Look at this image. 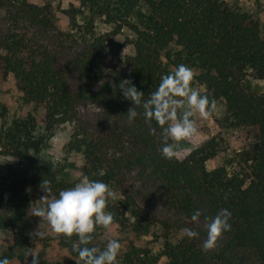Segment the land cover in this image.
<instances>
[{"label":"trees","instance_id":"obj_1","mask_svg":"<svg viewBox=\"0 0 264 264\" xmlns=\"http://www.w3.org/2000/svg\"><path fill=\"white\" fill-rule=\"evenodd\" d=\"M0 9L6 11L14 26L0 37V70L3 75L12 74L25 102L43 109L41 133L31 114L0 128V154L16 160L15 170L4 187L0 186V224L15 234L12 244L0 250V259L25 264L22 252L30 247L32 237L20 233L27 228L28 207L36 199L29 190L41 189L43 180L51 181L56 195L71 187L61 178L58 165L41 150L55 128L72 122L76 127L67 150L82 153L83 177L102 181L120 194L116 201H108L106 209L120 228H130L140 236L161 225L166 238L173 227L137 201L126 179L128 172L136 170L142 181L160 182L169 206L183 216L177 228L188 227L199 233L196 239L184 233L176 242L166 238L161 249L167 258L164 264H233L241 252L254 264H264V94L245 85L247 75L264 79V29L257 19L230 7L225 0H78L64 11L75 29L83 27V45L71 60L83 82L73 90L51 51L34 46L16 30L20 23L49 28L54 16L51 5L0 0ZM84 15L88 18L79 25L77 18ZM94 17L108 27L99 35L93 34ZM123 29L134 37L120 41L117 35ZM127 43L134 52L121 59L120 50ZM166 64L174 70L180 64L194 70V80L204 87L201 93L215 98L221 109L219 116H212L220 130L237 128L250 135V140L222 165L212 169L206 166L220 152L224 141L220 132L183 158L168 160L161 152V130L153 121L156 134H150L142 108H137L140 115L129 123L127 111L132 102L123 97L120 82L131 80L147 99L161 77L168 74ZM85 99L100 109L93 130L76 123L78 104ZM220 209L232 213L231 230L224 232L222 242L204 251L201 225L210 223ZM196 210L201 216L192 222ZM77 239L59 236L60 245L71 257L65 264L78 261L71 248ZM88 246L103 250L96 233ZM39 255L40 264H48ZM117 259L119 264H157L159 257L150 248L129 242Z\"/></svg>","mask_w":264,"mask_h":264},{"label":"rangeland","instance_id":"obj_2","mask_svg":"<svg viewBox=\"0 0 264 264\" xmlns=\"http://www.w3.org/2000/svg\"><path fill=\"white\" fill-rule=\"evenodd\" d=\"M227 4L241 11H246L257 19L264 29V0H225ZM28 2L42 5L49 3L53 11L52 25L41 30L27 23H20L16 30L24 33L26 38L34 45L47 47L55 58V64L65 74L68 84L73 90H78L83 82V76L71 63L74 54L81 49L83 45V31L80 32L75 29L68 16L64 13L66 9H69L71 5H77L78 0H28ZM87 16H81L77 18L79 25L83 24L87 20ZM95 18L94 35L103 33L108 27L102 23V19ZM14 26L10 24L6 17V11L0 9V37L7 35L13 30ZM120 41L125 38L131 39L134 35L127 29L121 30L117 35ZM171 50L175 51L176 48L171 46ZM133 47L130 43H127L121 48L119 56L121 59L125 55L133 54ZM120 64V63H119ZM122 66V65H121ZM167 66V73L174 72V68L169 64ZM112 69V67H111ZM109 70L107 77H111L112 70ZM245 85L248 90L264 94V79H254L252 76H245ZM193 87L201 91L204 90L202 85H199L194 80ZM78 111V125L86 130H93L97 124L100 109L90 100H82L77 107ZM28 114L33 115L37 121V131L42 132V118L43 109L33 103L25 102L23 93L17 88L15 79L12 74L3 75L0 70V128L7 126L14 118H24ZM219 116L221 109L217 106V111L214 113ZM193 119L197 122L198 133L190 140L181 142L178 148L177 158H183L192 149L198 147L203 141L210 137L221 133L224 138L220 145V152L206 166L208 169L216 168L222 165L223 161L232 157L234 153L239 151L249 140L250 135L245 130L237 128H227L220 130L213 118L204 120L199 117L198 113L194 114ZM74 123H63L55 128L52 136L48 137L43 145L41 152L51 159L60 168V176L67 181L71 187L80 182L84 177L81 172L83 164V155L79 151L67 150L66 144L71 138V135L75 129ZM171 142V141H170ZM16 160L10 156L0 154V186L4 187L5 183L9 179V175L12 170H15ZM22 164L19 165V167ZM126 179L133 189L137 201L139 204L149 211L155 213L160 219L170 223L173 227L170 229L167 239L171 242H176L183 235L182 229H178L182 214L171 208L167 203V197L160 182L155 179L142 181L137 177V171L133 170L126 174ZM116 193V199H109L110 202H114L118 199L120 194ZM29 192L36 196V199L31 202L27 211V228L20 234L27 237H32L29 233L33 232L38 223L39 218L31 215V208L41 206L40 198L44 195L41 189L32 188ZM1 214L6 216L5 210L2 208ZM207 224L202 223L203 239H207ZM43 228L49 233L43 240H39L35 236L30 240V247L22 252L27 257L28 252L31 249H35L39 254H42L44 260L48 264H65L70 260V255L63 246L59 243V236L51 232V229L45 223ZM98 240V246L102 249L105 248L107 242L110 239H117L121 243V252L124 251L129 242H132L138 247H148L151 251L158 255L159 259L157 264H164L167 258L161 255L162 246L166 240L165 231L161 225L154 226L150 232L146 235H135L130 228H120L118 224L113 221V224L109 229L103 227H97L95 231ZM15 234L5 224H0V250L6 248L12 244ZM224 239V233L218 240L217 244ZM32 258L31 256L28 257ZM28 259V260H29ZM25 261V259H24ZM28 263V261H27ZM11 264H20L18 260L11 261ZM233 264H254V260L251 257L246 256L241 252L237 257L233 258Z\"/></svg>","mask_w":264,"mask_h":264},{"label":"clouds","instance_id":"obj_3","mask_svg":"<svg viewBox=\"0 0 264 264\" xmlns=\"http://www.w3.org/2000/svg\"><path fill=\"white\" fill-rule=\"evenodd\" d=\"M196 73L185 64H180L174 72L163 75L156 90L145 99L144 92L124 79L119 87L125 99L132 102L127 111L128 121L131 123L142 108L145 123L149 125L151 135L156 134L152 127L155 121L159 126L162 141V155L172 160L178 156L177 146L190 140L198 133L194 114L200 118L210 119L217 111L215 98L209 99L199 89L193 87ZM171 141V143L169 142ZM44 195L39 199L41 206L31 208V215L39 218L36 229L29 233L39 240H43L49 233L43 228L47 223L51 232L57 236L78 239L71 245L72 251L78 254V261L83 264H119L118 256L121 252V243L117 239H110L103 250L89 247L97 227L109 229L113 224L114 216L106 211L109 199L115 200L116 193L109 185L98 180H89L84 177L74 186L60 190L58 195L53 194L51 181L43 180L40 185ZM201 212L196 210L191 216L192 222H198ZM232 213L228 209H220L216 216L207 224V239L202 248L204 251L213 249L224 232L231 230L229 223ZM182 232L189 239H196L199 233L185 227ZM31 256V264H40V255L31 249L25 259ZM0 264H11L7 257L0 259Z\"/></svg>","mask_w":264,"mask_h":264}]
</instances>
